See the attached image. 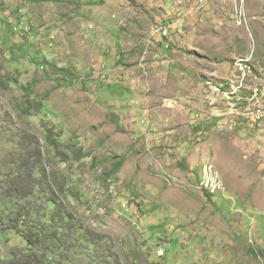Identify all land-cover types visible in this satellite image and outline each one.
Listing matches in <instances>:
<instances>
[{
	"label": "rangeland",
	"instance_id": "1",
	"mask_svg": "<svg viewBox=\"0 0 264 264\" xmlns=\"http://www.w3.org/2000/svg\"><path fill=\"white\" fill-rule=\"evenodd\" d=\"M0 264H264V0H0Z\"/></svg>",
	"mask_w": 264,
	"mask_h": 264
},
{
	"label": "built area",
	"instance_id": "2",
	"mask_svg": "<svg viewBox=\"0 0 264 264\" xmlns=\"http://www.w3.org/2000/svg\"><path fill=\"white\" fill-rule=\"evenodd\" d=\"M8 24L11 27V30L16 38H21V39L27 38V25L24 18V11H19L18 19L9 18ZM168 33H169V29L166 27V30L163 32L161 39L163 40L164 38H168ZM48 42H49L48 46L51 47L52 46L51 37L48 38ZM126 206H127V202H124V204H122V207L125 208ZM157 255L160 258L163 257L164 251L158 250Z\"/></svg>",
	"mask_w": 264,
	"mask_h": 264
},
{
	"label": "clouds",
	"instance_id": "3",
	"mask_svg": "<svg viewBox=\"0 0 264 264\" xmlns=\"http://www.w3.org/2000/svg\"><path fill=\"white\" fill-rule=\"evenodd\" d=\"M19 5H21L20 3H19ZM19 11H22V9H17V12H16V14H15V16H11V17H7V18H5V15L6 14H3V17L2 18H4L5 19V22L7 23V25H8V27H10L9 26V24H8V20H9V18H13V19H18L19 18ZM24 18H25V16H24ZM26 21V20H25ZM3 25V23H1V26ZM27 25V24H26ZM28 26V25H27ZM29 27V26H28ZM10 29H11V27H10ZM29 29H30V33H31V35L28 37V38H24V39H21V38H16L15 37V35H14V33L12 32V35H13V37H14V41H16L17 39H21V40H31L32 39V37H33V33H32V29L29 27ZM12 31V30H11ZM45 32V30L44 29H41L40 30V33H44ZM46 33H48V32H46ZM45 33V34H46ZM53 33H55V32H53ZM45 34H43L41 37H43V36H45ZM50 36V35H49ZM48 36V37H49ZM48 37H47V39H44L43 41L45 42H42V44H41V47L43 48V49H51L49 46H48V44H49V42H48ZM57 38V37H56ZM55 43H56V40H55V42H54V45H53V47L55 46ZM52 47V48H53ZM111 188H113V186H109V188H108V190H109V192L110 193H114V188H113V190H110ZM122 204H124V202L122 203ZM122 204H121V207H122ZM128 205H129V202H127V208H128ZM125 207V208H126ZM125 208H123L122 207V209H125ZM100 209V208H99ZM159 250H163V249H159ZM164 251V250H163ZM164 255H165V251H164ZM164 257V256H163ZM163 257H161V258H163ZM160 258V257H159Z\"/></svg>",
	"mask_w": 264,
	"mask_h": 264
},
{
	"label": "trees",
	"instance_id": "4",
	"mask_svg": "<svg viewBox=\"0 0 264 264\" xmlns=\"http://www.w3.org/2000/svg\"><path fill=\"white\" fill-rule=\"evenodd\" d=\"M49 202L51 203V205H55V200H49ZM63 217L65 218V220L64 221H62L61 223L59 222V224L58 225H56V224H53L52 226H51V228H53V229H55L56 231H58V230H61V228H63L64 226H68V224L70 223V221H71V219H72V217H71V215L70 214H64L63 215ZM54 220V218H52V221ZM54 230V231H55ZM68 230H70V227H68ZM45 233V232H44ZM32 237L33 236H29V235H25L24 236V239L26 240V241H28L30 244H33V245H35L36 243H37V241H38V234L36 235V236H34V240L32 239ZM31 259V258H30Z\"/></svg>",
	"mask_w": 264,
	"mask_h": 264
},
{
	"label": "bare ground",
	"instance_id": "5",
	"mask_svg": "<svg viewBox=\"0 0 264 264\" xmlns=\"http://www.w3.org/2000/svg\"><path fill=\"white\" fill-rule=\"evenodd\" d=\"M164 25V24H163ZM166 25V24H165ZM165 25L164 26H160V27H156L155 28V31L157 32V34H158V36L160 37V38H162V35H163V32L166 30V27H165ZM153 32H154V30H153ZM155 32V33H156ZM55 34H51L48 38H50L51 37V39H52V43L54 42V40H55V36H54ZM157 37V36H156ZM53 45V44H52ZM241 65V64H240ZM240 68H241V66H240ZM244 69V68H243ZM243 71V70H242ZM243 75V77L245 76V74L243 73L242 74ZM245 79V78H244ZM228 81V80H227Z\"/></svg>",
	"mask_w": 264,
	"mask_h": 264
},
{
	"label": "crops",
	"instance_id": "6",
	"mask_svg": "<svg viewBox=\"0 0 264 264\" xmlns=\"http://www.w3.org/2000/svg\"><path fill=\"white\" fill-rule=\"evenodd\" d=\"M2 17V16H1ZM8 16L7 15H5V18H7Z\"/></svg>",
	"mask_w": 264,
	"mask_h": 264
}]
</instances>
